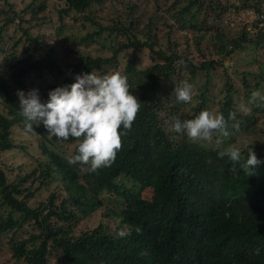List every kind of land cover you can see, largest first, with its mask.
Here are the masks:
<instances>
[{
  "label": "trees",
  "instance_id": "obj_1",
  "mask_svg": "<svg viewBox=\"0 0 264 264\" xmlns=\"http://www.w3.org/2000/svg\"><path fill=\"white\" fill-rule=\"evenodd\" d=\"M21 2L18 7L14 0H0V52L8 50L0 60V155L28 147L11 138L15 126L25 129L18 90L37 89L46 102L49 91L71 84L77 74L120 71L141 109L122 137L115 162L98 174L68 163L65 157L76 149L74 138L50 139L45 127L36 125L40 140L33 168L19 174L18 166L7 167L16 173L10 180L0 158V244L13 260L50 264L56 256V264H264V106L248 104L253 91L264 92V28L255 26L248 33L245 26L229 27L234 13L259 11L261 2ZM98 5L102 9L95 12ZM147 11L142 30L139 22ZM55 20L57 34L89 22L94 29L80 37V45L86 49L97 38H107L110 56L92 57L71 46L62 55V39L49 44L42 27ZM9 26L20 37L4 47ZM20 43L26 55L17 57ZM70 55L75 60L65 62L63 56ZM182 80L194 85L191 103L176 100L175 84ZM236 94L247 113L240 111ZM214 107L228 120L230 134L263 135L255 147L262 161L255 175L245 174L239 164L233 171L227 157L219 158L224 146L192 143L174 131L176 119H191ZM230 113L235 119H229ZM146 188L148 198L142 196ZM101 208L96 224L83 227L81 221ZM121 230L129 234L120 237Z\"/></svg>",
  "mask_w": 264,
  "mask_h": 264
},
{
  "label": "clouds",
  "instance_id": "obj_2",
  "mask_svg": "<svg viewBox=\"0 0 264 264\" xmlns=\"http://www.w3.org/2000/svg\"><path fill=\"white\" fill-rule=\"evenodd\" d=\"M173 92L178 102L191 103L193 85L182 80L175 84ZM17 95L18 114L24 119L25 131L35 134L33 126L42 123L50 139L67 141L74 138L75 153L65 158L69 164L85 166L88 173L98 174L101 169L113 165L122 148V137L132 129L141 109V101L134 94L127 75L120 71L77 74L71 84L49 91L46 102H42L37 89L27 93L18 90ZM248 104L264 106V92L253 91ZM239 109L244 113L249 111L246 104H241ZM229 119H235V113H230ZM174 131L185 134L192 143L212 145L215 141L217 146L230 136L225 116L209 109L200 111L191 119H176ZM245 150L248 154L246 161ZM218 157H227L233 171L239 164L248 176L255 175L262 163L253 149V142L249 146L248 141L228 145L218 152ZM136 231L140 233L141 229L137 227ZM128 234L126 230L118 233L120 237Z\"/></svg>",
  "mask_w": 264,
  "mask_h": 264
},
{
  "label": "rangeland",
  "instance_id": "obj_3",
  "mask_svg": "<svg viewBox=\"0 0 264 264\" xmlns=\"http://www.w3.org/2000/svg\"><path fill=\"white\" fill-rule=\"evenodd\" d=\"M18 7L22 6V2L21 0H14ZM28 1V0H27ZM54 1V0H52ZM242 0H235V2H237L238 4L241 2ZM259 1L261 2V9L259 11H256L254 8H245V9H240L239 11H237V13H234V21H232L230 23L231 27L234 23L235 25H237V29H239L241 26H245V30L248 33L252 32V26H250V23L247 21H251V20H256L257 18V13H262L264 14V0H256V2ZM184 2V0H180V3L182 4ZM152 3H149V5H151ZM98 10L102 9V6L98 5L96 6V9L94 10L95 12H97ZM232 11V10H231ZM53 13L55 14V12L53 11ZM105 11H102L100 14H104ZM151 12L147 11L145 12V16H142V19L139 22V28L140 29H144L146 26V22H147V18L149 16ZM55 18V17H54ZM264 20V19H261ZM17 21V20H16ZM255 22V21H254ZM83 21L79 22L78 24H76V26L71 27V28H63L62 32H60L59 34L56 33V28L59 26L58 21H54V23L52 25H47L46 27L42 26L44 28V30L48 33V43L49 44H53L56 41V38L59 37L60 39H62L61 42V48L60 51L68 48V47H73L76 52L78 51H85L88 53V55L94 57L97 55H103V57H109L111 54V51L106 49V45L108 44V40L107 38H97L98 42L92 43L91 45H89L86 49L83 48L82 44L80 45V37H82L86 32L88 31H92L94 29V27L92 26V24H90L89 22H84L85 27H82ZM19 32L13 30V26H9L6 30V32L4 33L3 36V41H2V45L5 47L8 43L11 45L10 47H12V40L16 39L19 36ZM123 38L121 37L120 40H122ZM177 39L179 40V42H182V38L178 35ZM177 41V40H176ZM17 51V57H22L26 55L25 50V44L20 43L19 45H17V47L15 48ZM4 52H0V60L7 55L8 50L4 49ZM11 51V50H10ZM63 54H68V53H63L62 51V55ZM70 54V53H69ZM248 56L251 57L252 54H250L248 52ZM64 61L65 62H73L75 60V58L70 55L69 56H63ZM122 58V56H121ZM234 67H236L237 65H240V63H233ZM264 66V64H263ZM249 68L252 67L253 69H255V64H251L248 66ZM264 72V67H262L261 69ZM235 78V84L238 85L240 84V81L238 80V78L234 75ZM214 80L215 82H218V77L214 75ZM194 87V85H193ZM213 93L218 94L217 90L213 91ZM241 94H236V98L239 100ZM243 100H239V105L242 104ZM194 104V103H193ZM1 103H0V109H1ZM214 109V110H213ZM189 110L191 111V109L189 108ZM189 110L187 109L186 112L189 114ZM211 111L216 112V108H212L210 109ZM169 113V111H168ZM262 115V113L260 114ZM186 118H189V116H187ZM167 122V121H166ZM168 125V124H167ZM38 127L40 128H44L43 124L41 123ZM48 134V133H47ZM48 136V135H47ZM263 135L259 134L257 132H251V133H231L230 136L228 138H225L223 143L220 144V146H224V148H227L228 145L232 144V143H242L243 141H248L249 146H251L252 142H253V149L255 150V147L258 146L259 144H262V138ZM11 138L14 142V144L16 145H28V147L26 148V150H22L20 148H16L12 151H8V152H4L0 155L1 161H2V166L5 168L6 172H7V176L8 179H12L14 177V175L16 174L11 173L7 167L11 168V167H16L18 166V171L19 174H22L28 170H30L31 168H33V157L36 156L38 154V150H37V143L40 140V136L39 134L35 133V134H30L27 133L25 131V129L21 128L20 126H15L12 129V135ZM199 144H202L203 146H211V145H206L203 142H198ZM213 144H215V141L213 142ZM212 144V145H213ZM247 150H245L244 152V157L247 159ZM19 166H21L19 168ZM150 190L149 189H144V191L142 192V196L145 198L149 197ZM31 204H34V201H30ZM102 208L99 209L98 211L94 212V214L92 215L93 217L89 220H82L81 222H83V227H90L96 224V222L100 219L101 216V212H102ZM81 222L78 224L76 230L74 231V235L77 236L79 235L81 229H82V225ZM0 264H25L24 262L18 261L15 262L13 260V258L11 257V251L7 248V246H3V244H0ZM57 263V259L56 256H53L51 258V262L50 264H56Z\"/></svg>",
  "mask_w": 264,
  "mask_h": 264
},
{
  "label": "built area",
  "instance_id": "obj_4",
  "mask_svg": "<svg viewBox=\"0 0 264 264\" xmlns=\"http://www.w3.org/2000/svg\"><path fill=\"white\" fill-rule=\"evenodd\" d=\"M261 19H264V14L257 13L256 20H251V21L247 20L250 23V26H252V30H254L255 26H259L261 28H264V20H261Z\"/></svg>",
  "mask_w": 264,
  "mask_h": 264
}]
</instances>
